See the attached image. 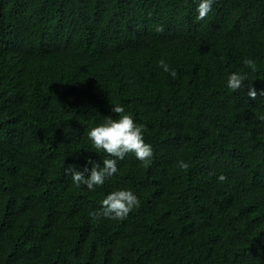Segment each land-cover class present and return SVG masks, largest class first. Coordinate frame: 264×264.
Here are the masks:
<instances>
[{
  "label": "trees",
  "instance_id": "obj_1",
  "mask_svg": "<svg viewBox=\"0 0 264 264\" xmlns=\"http://www.w3.org/2000/svg\"><path fill=\"white\" fill-rule=\"evenodd\" d=\"M198 3L0 0V264H264V0H214L204 20ZM115 105L150 166L129 153L76 187L65 168L102 166L87 131ZM116 190L139 206L93 219Z\"/></svg>",
  "mask_w": 264,
  "mask_h": 264
},
{
  "label": "clouds",
  "instance_id": "obj_2",
  "mask_svg": "<svg viewBox=\"0 0 264 264\" xmlns=\"http://www.w3.org/2000/svg\"><path fill=\"white\" fill-rule=\"evenodd\" d=\"M213 3L214 0H199L196 9L198 13L196 19L204 20L208 13L212 11ZM157 30L160 31L161 29ZM244 65L253 71L256 70L255 62L251 59H245ZM158 66L164 72H168L173 78L176 77V71L171 70L163 59L158 61ZM246 79V76L239 72L231 73L227 77V87L233 92L242 90L245 87L244 82ZM248 87L247 95L255 100L257 98V92L251 86ZM261 94L264 95V93ZM112 111L117 114L118 118L109 116L105 118L103 123L91 127L87 131V137L91 145L97 152L106 154V158L102 159V166L99 162L88 159L87 165H91V168L84 166L82 170H79L75 165H69L65 168V174L70 175L76 187L84 184L89 190L94 191L96 186L103 185L107 178L117 173V160H123L129 153L134 154L135 158L144 167L150 166L153 158V149L150 144L144 141V126L137 125L131 114L127 113L124 107L120 105L113 106ZM178 167L187 170L189 165L183 161H179ZM218 180L224 182L226 176L221 174ZM139 203V199L132 191L116 190L108 194L102 200L101 208L90 215H92L93 219L104 217L123 220L139 206Z\"/></svg>",
  "mask_w": 264,
  "mask_h": 264
}]
</instances>
